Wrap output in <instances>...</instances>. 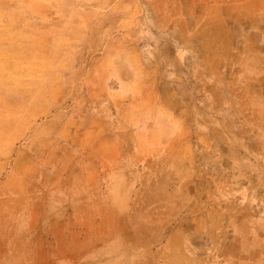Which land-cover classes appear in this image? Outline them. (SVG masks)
I'll return each instance as SVG.
<instances>
[{
	"label": "rangeland",
	"instance_id": "1",
	"mask_svg": "<svg viewBox=\"0 0 264 264\" xmlns=\"http://www.w3.org/2000/svg\"><path fill=\"white\" fill-rule=\"evenodd\" d=\"M0 264H264V0H0Z\"/></svg>",
	"mask_w": 264,
	"mask_h": 264
}]
</instances>
